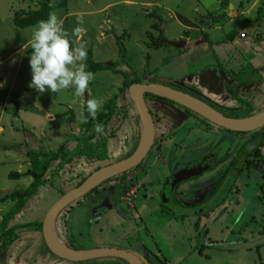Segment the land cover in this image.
Masks as SVG:
<instances>
[{"label":"rangeland","instance_id":"374dc122","mask_svg":"<svg viewBox=\"0 0 264 264\" xmlns=\"http://www.w3.org/2000/svg\"><path fill=\"white\" fill-rule=\"evenodd\" d=\"M50 6L52 12L63 20V28L69 33V39L74 45L84 42L92 53L93 62L115 67L122 73L114 74L109 70L95 73V78L89 83L88 90L81 97L74 94V87L58 93L48 90L44 93L37 92L29 87L31 54H26V51L31 48L33 30L36 26L20 29L12 22L15 15L35 10L37 0H0V85H3L0 87V198L13 192H22L30 185L31 178L29 177L10 179L8 175L11 172L23 173L28 168L24 152L26 149L35 147L30 145L31 138L41 141L40 147L45 151L56 152L64 142L65 136H70V133L73 135L72 129L77 134L83 125L77 117L80 112H83L85 101L89 98L102 99L104 105L118 95L124 79L123 73L127 76L126 78L134 77L142 83L147 73L159 68L158 72L162 71V78L153 79L168 85L170 82L164 80L165 73L177 65L179 70L183 69L179 62L166 67V62L170 61L171 57L163 62V57L168 56L166 55L168 52L171 55L176 52L174 48L165 45L155 53H151L146 48V32H152L154 38L157 39V32L151 30L152 25L159 27L162 33L160 41L163 38L169 42H175L179 35L184 37L187 34L193 38L196 34L191 29L200 28L203 22L204 31L210 36V40L220 41L223 34L231 30L236 31L238 27L245 34L253 33L256 39H264V14L258 20L260 22L257 21V11L260 9V12H264V0H50ZM80 14H83L82 25L77 24V16ZM208 14L212 16L210 17L213 18V23L205 21ZM78 26L83 27L84 31L75 34L74 29ZM200 35L198 39H191L193 44L202 42L204 37ZM149 57H151V64L148 68L146 64ZM199 57L200 52H197L189 60L186 57L185 61L188 60L187 65H191L197 62ZM124 65L127 71L121 70ZM244 68L246 70L248 67L245 65ZM204 74L205 72L200 77H192V80L199 82ZM183 92L188 93L184 90ZM15 104L18 108L17 116H14L12 111ZM102 113L101 108L97 116ZM159 113L162 111L159 110ZM71 119L72 124L69 125ZM93 122L94 128L95 120ZM93 128L88 135L95 132ZM193 128L195 130L198 127ZM214 132L209 134L204 130H199V133L190 132L189 137L194 134L202 136L197 142L198 145H194L192 149L184 148L179 152L170 153L168 164L191 165L203 160L212 147L218 148L219 146L223 148L222 150H225V147L228 149L234 147L227 138L224 142L214 143ZM192 138L198 139L195 136ZM112 141L114 146L111 147V153L113 150L115 152L108 162L122 157L124 152L130 148V144L128 145L125 139L119 144ZM244 150L247 151V148ZM234 153L232 149L230 158L228 154L227 166L229 162L231 163ZM178 154L177 162L173 156ZM163 155L150 158L146 167L150 169L147 171L156 166L145 178L146 182L162 180L160 174L165 175L163 171L167 168V165H164L167 163V158ZM122 159L119 158L115 162ZM157 160L162 163L156 162ZM233 161V165L236 168L239 167V163L236 164L237 159ZM225 163H220L215 170L224 169ZM96 165V162L88 158L75 159L65 165L53 183L44 186L41 192L31 200L29 207L22 213L23 215L17 216V222L13 220L12 224L42 222L51 205L62 194L75 188L81 178L91 174ZM54 166L49 170L47 177ZM214 172V170L204 172L201 178L195 181V185H203L201 183L206 181L211 182ZM233 172L231 170L220 183H217L215 192L206 198L202 205L195 206L198 207L197 211L202 210L201 212L207 216L199 225L197 219L200 217L193 215V208L190 211L172 202L161 206L156 196L159 185L153 184L148 185L155 192L153 200H146L143 193H139L133 201L131 200L136 208L132 212L135 214L132 217V213L128 212L129 207L126 208L120 200V202L113 201L115 198H122L126 190L135 188L138 180L136 177V182L129 183L131 186L129 188H122L118 185L106 190L101 196L92 197L99 196L96 202H106L107 207L101 205L97 207L95 203L91 204L86 201L61 211L57 219L59 234L65 240L67 239L76 250L121 249L129 244L130 251H137L136 244L141 242L147 248L146 251H151L153 259L157 257L160 260V264L163 259L168 264H204V262L216 264V261H204L202 257H196V255L189 258V254L194 251L195 247L200 246V242L196 239V227L199 226L203 232L207 231L213 242L220 243L216 244L218 246L216 247L223 250L226 249L223 248L224 246H235L240 239H243L246 244L247 242L251 244L257 239L258 232L264 231V200L259 199L264 195V174L261 177L264 172L250 170L246 175L241 174L236 180H234ZM111 203L116 206L115 209L120 210L121 214L126 212L127 218L121 215L114 216L111 213L99 218L96 210L102 213L103 209L108 210ZM131 206H133L132 203ZM12 207L13 203L10 201L0 203V221ZM94 207H96L95 211L92 210ZM138 211L140 213H136ZM230 211L240 213V215L234 216L232 215L234 213L229 214ZM164 212L168 216L164 215ZM251 216L254 220H250ZM134 220L138 225L137 232H134L136 229L133 224ZM122 229L125 234L120 232ZM41 239V234L37 233L21 235L3 257L4 264H41V262L48 264L52 261L56 263L58 259L53 258L47 252ZM211 246L203 248L204 255L210 258L215 253H220L218 250L215 251L214 245ZM254 247L250 251L239 250L227 253L223 251L224 257L231 258L230 262H221V260L219 262L220 264H233L232 259L241 257L239 260L245 258L256 263L260 256V263L264 264V246L259 252ZM139 253L137 254L140 257ZM108 260L81 263L62 262L60 264H99Z\"/></svg>","mask_w":264,"mask_h":264},{"label":"flooded vegetation","instance_id":"af4514ba","mask_svg":"<svg viewBox=\"0 0 264 264\" xmlns=\"http://www.w3.org/2000/svg\"><path fill=\"white\" fill-rule=\"evenodd\" d=\"M244 67L245 66L243 65L242 70L246 72L248 80L252 81V82L248 83L245 87H248V85H250V86H252L251 88H253L255 83L258 82V81H255L256 78L259 76L257 69H252V68L248 69L247 68L245 70ZM252 76L254 77L253 79H251ZM200 82H203V77L200 79ZM191 88L188 87L189 91H187L188 93H185V92H183V89H180L178 86L175 87V89H177V90H179L185 94L191 95L194 98H196V97L193 96V93H196V94L202 93L205 95V92H203L202 90H198V84L196 86H191ZM224 88H225V91L227 92V86L226 85ZM189 93H191V94H189ZM229 96L232 99V96L230 94H229ZM237 98H239V97L237 96ZM238 100H240V99H238ZM149 102L150 103L152 102V104H149ZM212 102L220 105V103H217L214 100ZM123 104L124 103H122V105ZM238 104H239V102H238ZM163 105H170L176 111H180V112H182V114L184 116H186V118L183 122L181 120L182 124H180V126L178 128H175L173 130V127L175 126V124H173L172 127H170V128H166L167 126L165 125V129H167V130H165V129L163 130L161 128L163 121L167 122V121H165L167 119L166 117L160 116L162 113H160V115H159V110L163 108ZM146 106L149 110V113H150V116H151V119L153 122L154 140H153V145L151 146V148H150L148 154L146 155L145 159L139 165L134 167L133 169H130L127 172H124L120 175H117L113 178L106 180L104 183L100 184L98 187H96L94 189V190L98 189V191L95 194L89 195L92 191H94V190H92L87 195H85L84 197L79 199L80 200L79 203L88 201L91 204L95 203L97 205V207H99L100 205L107 207L108 204L106 202H96V201H98V200H96V198L103 195L104 194L103 192H105L106 190H109L111 188H115L118 185L121 186L122 188L131 187V186H129V183H131L132 181L136 182L135 178L137 177L138 180L136 182L135 188L130 189V190L129 189L126 190L123 193L122 198H115L113 201V202H117V201L120 202L121 201L126 208L129 207L130 208L128 210V212H130L129 214H131L133 212V210L136 209L134 206V203L132 201L134 200L135 196L138 195L139 193H143L144 198L146 200H153L154 199L153 194L155 192H153L148 186L149 184H150V186H152L151 184H153V185H159V191H157L156 196L159 198V200L161 202V206L164 204H167L168 202H172V204H177L180 207L187 209V210L190 209V211L193 208L194 209L193 215L194 216H196V215L200 216V213H202L201 212L202 210L197 211L196 208H198V207H195V206L202 205L205 202L206 198H208L210 195L212 196L213 192H215V189L217 187V183H220V181L223 178H225L231 172V170L234 171L233 172L234 180L239 178L241 174L246 175V173L250 170H253L256 172H261V173L264 172V167H263L264 166V156H261V153H260L261 144L256 142L260 136L259 132L242 134V133H231V132L224 131V130H216V128L209 126L208 123L200 121L198 119V117L192 111H190L184 107H181L180 105L175 104V103H170V102L165 101V100L155 99L152 96L146 97ZM149 106L155 107L156 110L150 108ZM208 106H210L212 109L216 110L217 112L221 113L225 117L231 118V119H237L241 113H244L248 110L247 107L243 106V105H241L240 109H238V110H234L231 107H226V106L224 107L222 105H220V106H222L224 108H222V107L217 108V107L212 106V105H208ZM109 124H110V127L108 126ZM112 125H114V121L111 118L109 123L106 125L105 131L102 134H99V136H105L106 135L105 137L107 138V141L115 140L117 137L116 134H118L120 132V128H119L120 125L116 129L111 128ZM191 126H193V127L197 126L198 128L194 130V128L193 127L191 128ZM198 129L200 131H203V130H204V132L206 131L207 134L215 131L214 135H213L214 136V143L215 142L217 143L218 141L224 142V140H226V138H227L232 142L231 144L234 147H231V149H228V147H225V144H224L225 150H222L223 148H219V146H218V148L212 147L211 150L209 151L208 155L205 156V158L203 160H199L198 162L191 164V165H187L186 163L179 165V166H178V164H171V163L168 164V161L170 160L169 159L170 153L179 152L180 150H183L184 148L192 149L194 147V145H198L197 142L202 138V136H199L198 134H194V135H191V137H189L191 134L190 132H192V131L195 133H199ZM108 131H109V133H108ZM120 136L122 139L120 143H122V141H124V139H125L126 142L128 141V145L130 144V148L124 152V155L122 154L123 155L122 157H117L116 159L108 162V160L111 159L112 156H114L115 151L113 150V153H111L107 149L106 150L107 158L105 160L98 161V160L90 159L91 161L97 163L95 170L91 174H89L88 176H86L84 178L80 177L81 179L79 180V182L82 179H84V181H85L94 172L98 171L101 168L108 167L110 165L118 163V162H115V160H117L119 158H123L122 160L128 158L135 151L137 143H138V137H135V135H132V136L130 135L131 137L129 138V137H126V136H128L127 134H125L124 136H122V135H120ZM157 136H158V138H157ZM194 136L197 137L198 139L192 138ZM231 138H233V139H231ZM235 147H237V149ZM245 148H247V151L244 150ZM232 149L235 151V153H234L235 155L233 156L231 163L229 162L230 164L228 163V166H227V159H229L231 157L230 151H232ZM256 149L258 150L257 153L255 152ZM243 150H244V152H243ZM228 154H229V158H228ZM257 154H258V156H257ZM159 155L166 156V158H167V163L164 164L165 166L167 165L166 166L167 168H166V170L163 171V172H165V175H163L162 173L160 174V176L162 177V180L159 182H157V181L152 182V180L146 182L145 178H147L148 175L151 174V171L156 166L155 165L152 168V170L147 171V169H150V168H146L150 162V158L154 157V156L159 157ZM173 157L178 162L179 154L177 156H173ZM235 159H237L236 164L239 163V167H237V168H236V166L233 165L234 164L233 160H235ZM159 160H157L156 162L162 163V162H159ZM121 161H119V162H121ZM220 163L221 164L225 163L224 169H219V171L215 170V168H217V166ZM209 164L211 165V168L209 171H211V172L213 170L215 171L213 178H212L213 183H211L212 180L209 183L206 181L205 183H201L203 185H198V186H195L194 188H192V183L195 180L200 179L204 172L201 173L199 176L194 177V179H191L189 176L197 173L200 169H203V168L205 169V168L209 167L210 166ZM157 166H158V164H157ZM205 172H207V171H205ZM143 173H144V176H142ZM263 174L264 173L261 174V177L263 176ZM185 177H186V179H184ZM177 179H182L184 181L182 183H178ZM167 180H168V185H166ZM173 180L177 181V183L174 182ZM173 184H174V188L170 191V186H173ZM76 185H75V188L78 187ZM181 185H184V186H181ZM195 190H197V191L194 193ZM162 191L164 194H162ZM169 192H171V196L170 195L168 196ZM64 194H62L61 196H63ZM95 195H99V196H97L96 198L95 197L92 198ZM127 195H129V197H127ZM86 196H88V197H86ZM131 196H133V197L131 198ZM259 199L264 200V198H261V197H259ZM199 200H202V201L197 203ZM130 202L132 203L133 206H131ZM76 204H78V203H76ZM76 204H74V205H76ZM238 205H240V204H238ZM115 207L116 206H114L111 203V205L108 207V210H107V208L103 209L102 213L99 212V210H96L97 216H99V218H101V217H105V216H107V214L111 213L114 216L116 215L119 217L121 215V216L127 218L126 212L124 214H121L120 210L117 208L115 209ZM67 208L68 207L64 208L63 210H66ZM95 208L96 207H94L92 210L95 211ZM217 208H218V204H217ZM136 213H140V211H138ZM168 213H170V212H168ZM60 215H61V212L56 216L55 223H54L56 235L59 238V240L60 241L62 240L64 243H66L70 249L76 250L75 248L72 247V245L69 243V241L67 239L65 240V238L60 237V234H58L59 230H58V226H57V219L59 218ZM131 215L133 217V215H135V214L132 213ZM107 219L108 218L106 217V220ZM107 221H109V220H107ZM42 222H36L35 221V222H25V223H40L41 228H42ZM21 224H23V223H21ZM133 224H135L134 226L136 227L134 232H137V230H138L137 226L138 225L135 222V220L133 221ZM122 231H123V229L120 232L122 234H125V232H122ZM19 239H20V237L18 238V240ZM41 242H43V239H41ZM42 244L45 247V249L47 250V252H49L48 249L46 248L44 242ZM126 247L125 248L123 247V248L118 249V250H123V251H126L128 253L135 255L137 258L140 259V261L143 264H156L153 261L152 256H150L149 251H146L147 248L145 247V245L143 243L138 242L136 244L137 251H134V250L130 251L128 249L129 244H126ZM114 249H116V248H114ZM139 251L141 253H139ZM6 253L7 252L3 253V255ZM137 253H139L140 257L138 256ZM49 254L52 255L50 252H49ZM52 256H53V258L58 259L56 264L66 262V261H63L62 259L57 258L54 255H52ZM144 258L145 259L151 258V261L149 262V260L148 261L144 260ZM112 260H114V259H109L107 262L99 263V264H125L124 262L119 261V260H115L118 263H116L115 261H112ZM2 264H4V263L2 262ZM41 264H42V262H41Z\"/></svg>","mask_w":264,"mask_h":264},{"label":"crops","instance_id":"0c3cea01","mask_svg":"<svg viewBox=\"0 0 264 264\" xmlns=\"http://www.w3.org/2000/svg\"><path fill=\"white\" fill-rule=\"evenodd\" d=\"M263 14H264V12H262L261 17L263 16ZM210 16L211 15L208 14L205 17V21L207 23L208 22L213 23L212 22L213 20H209V18H208ZM261 17H260V19H261ZM257 21H258V19H257ZM258 22H260V21H258ZM204 28L205 27H204V22H203V24L200 26V28L195 27V29H191V31L194 32V34H196L195 37H193V38L198 39L200 34H201L200 35L201 37H204L203 38L204 40H202V42H200V43L193 44L192 40H191L193 38L189 37L187 33H184L185 35L187 34L184 37H181L180 35L178 36V38L175 42H179V41L185 42V47L183 49H175L176 52L172 55L170 54V52H168L166 54L168 56L163 57L164 58L163 62L168 57H171V58H169L170 61L166 62L165 66L166 67L171 66L172 64L176 65L179 62V64L183 66V69L179 70L177 68L178 65L175 66L174 68L170 69L169 72L165 73L164 80L169 81V82H178L187 88L188 87L191 88V86H196L198 84V90H202L203 92H205V95H208L209 98H211L210 100H214L215 102L220 103V105H222L224 107L225 106L231 107L234 110H238V109H240L241 105L246 106L248 110L244 113H241L239 115V117L237 118V120H242V119L244 120V119L252 118L254 115L263 112L264 111V39L263 40L256 39L255 34H253V33L245 34L238 27L236 29V31L231 30V31L223 34L222 39L220 41H214V40H210V36H208L205 33ZM153 32H157V31H153ZM146 33H148V32H146ZM150 33H151L152 38L155 39L154 36L152 35V32H150ZM156 34H157V38H158V36H159L158 32ZM241 35H245L244 38H242ZM227 36L229 37V39H227ZM162 40H165V39L162 38ZM166 41H168V40H166ZM188 45H191V47H189ZM145 46L151 53H155V52L161 50L162 47L165 45H163L162 47H159L157 49H152L149 47L150 41L147 38ZM197 52H200V57H199L198 61L195 62L194 64L187 65L188 60L193 58ZM186 57H188L187 61H185ZM150 64H151V57H149V59H148V63H147L148 68L150 67ZM243 65L244 66L246 65L248 67V69H251V68L257 69L259 76L256 78L255 81H258V82L255 83L253 88H251L252 86L245 87L248 83H250L252 81L248 80L246 72L242 70ZM209 69L211 71H209ZM158 70H159V68H156V69H154V72L148 73L147 76H145L143 82L138 83V84H157V85H162V86L165 85L164 83H160V82L155 81L153 79L155 77L156 78H162V75H161L162 71L158 72ZM204 70H206V71H205V74L203 76V82H200V81L197 82L198 80L195 82L194 80H192V77H195L197 73H201ZM150 71H151V69H150ZM154 73L156 75H154ZM121 85H122V83H121ZM225 85L227 86V92L225 91V88H224ZM229 94L232 96V99L229 96ZM237 96L239 98H237ZM238 99H240V100H238ZM238 102H239V104H238ZM127 103L131 104V107H132V109H129L127 112H125V110L123 109L124 104L120 105L118 102L116 104L117 110H115L114 115L112 116V120L114 121V125H112L111 128L116 129L120 125V127H119L120 132L118 134H116L117 137L114 140V142H116L115 144H119L121 142V140H122L121 136H120L121 134L127 133L128 136H126V137H129V138L132 135H135V137H138V143L136 146V148H137L138 144H139V139L141 137L142 125L140 123V119H139L138 115L136 114L135 108L133 107V103H132L130 98H128ZM149 104H150V102H149ZM151 104H152V102H151ZM149 107L156 110L155 107H153V106H149ZM162 109L164 111H167L168 113H170L169 111H171L168 108H162ZM162 109H160V110H162ZM124 115L126 117H124ZM159 115H160V113H159ZM165 115L167 116V119L165 120L167 122L163 121V123L161 125V128L163 130L165 129V125L167 126L166 128H170V127H172L173 124H175V123H177V121H179V117H177L175 114H172L173 116H171V117H169L167 114H165ZM110 124L108 125L109 127H110ZM165 130H167V129H165ZM81 132L82 131L80 128V131L78 134H80ZM72 133H75L74 129H72ZM108 133H109V131H108ZM70 136H72L71 133H70ZM87 136H88V134L86 135V137ZM105 136H99L98 135L93 139V142H96L99 139V137L106 138ZM122 136H124V135H122ZM68 138H69V135H66L64 138V142L57 149H59L63 145H65L66 148L74 149L76 147V144L67 143ZM157 138H158V136H157ZM29 142L31 143L30 144L31 146H35V147L30 148V149H26V152L32 151V150H35V151L39 150L41 141L39 142V140H37L35 138H31V140ZM30 145H28V146H30ZM106 146H107V149L109 150V152H111V147L113 146V141L112 140L106 141ZM26 152H24L25 156H26ZM84 158L85 157H81L80 159H84ZM77 159H79V158H77ZM53 165L56 166L57 163L53 164ZM26 166L28 167L27 169H29V164L27 161H26ZM55 166H54V168H55ZM57 177H55V179ZM46 179H48L47 176H46ZM245 186H247V184H245ZM230 213H234V212L230 211L229 214ZM164 215L168 216L167 214H165V212H164ZM232 215H234V216L238 215L239 216L240 213H234ZM199 217L200 218L197 219L198 225L201 224L206 219L207 216L202 212V213H200ZM250 220H254L252 216H251ZM196 228H197L196 239H197V241L200 242V246L195 247L194 251H192V253L189 254V258L191 256L196 255V257H202L204 259V261H208V262L216 261V264H218V263L220 264L219 260H221V262L227 261L229 263L231 258L224 257V254H222L223 251L226 253L227 252H237L239 250L250 251V249L255 246L254 247L255 250L257 252H259V250L261 248H263L262 246H264V239H263L264 238V231H259L257 239L253 240V242L251 244L249 242H247V244H246V242L243 239H240L237 241V244L235 246H231V247L224 246L223 248H226L225 250H223L222 248L218 249L217 248L218 246L216 244H218L219 242L218 243L213 242L211 240V238H209L210 234L207 233V231L203 232V230H201L199 228V226ZM237 229H238V227H237ZM23 234H27V233H23ZM23 234H21V235H23ZM30 234H32V233H30ZM211 245H214L215 251L218 250L220 252V253H215V255L212 258L205 256L206 254L204 255V253H203V251H204L203 248H209V246H211ZM211 247H213V246H211ZM149 253H150V256L153 257V254L151 253V251H149ZM179 253H181V252H179ZM3 257H5V254L0 257L1 263L2 262L4 263ZM239 258H241V257H238L236 259H232L233 264H238L239 262H242L241 264H261L260 263V261H261L260 256H258L256 263L250 262L245 258H242L241 260H239ZM146 260L147 261L149 260V262H150L151 258H148V259L146 258ZM153 261L156 264H160L159 263L160 260H158L157 257H154ZM195 262H196V260L194 261V263ZM42 264H46V263L44 262ZM48 264H56V263L52 261L51 263H48ZM161 264H168V263L165 261V259H163V260H161ZM204 264H206V262H204Z\"/></svg>","mask_w":264,"mask_h":264},{"label":"water","instance_id":"95a60500","mask_svg":"<svg viewBox=\"0 0 264 264\" xmlns=\"http://www.w3.org/2000/svg\"><path fill=\"white\" fill-rule=\"evenodd\" d=\"M160 45H166L174 49H183L185 47V42H168L166 40H161ZM188 46L191 47V45ZM209 71L211 70L209 69ZM203 72L197 73L196 76L200 77ZM253 78L254 77L252 76L251 79ZM176 86L185 91H189L187 87L178 82H170L169 85L163 86L157 84H134L128 88L127 92L124 93L125 99H131L133 107L135 108L136 114L138 115L140 123L142 125V132L138 147L128 158L122 160L121 162L101 168L98 171L94 172L81 185L65 193L49 208L43 219L41 232L37 234H41L46 248L52 255L69 263L114 259L120 260L125 264H143L135 255L114 248H96L91 250L70 249L69 247L64 245L57 237L54 223L56 216L68 205L81 199L96 187H98L100 184L104 183L106 180L127 172L130 169H133L145 159L151 146L153 145L154 140L153 122L145 103L147 96L157 97L170 103L178 104L181 107L192 111L200 121L208 123L209 126L216 128V130H224L231 133L242 134L259 132L260 136L258 138V143L261 144L260 153L261 156H264V111L254 115L252 118L244 120L227 118L208 106L212 105L217 108L222 107L219 104L212 102L213 100H210L211 98H209L208 95H204L202 93H193V95L197 98L196 99L191 95L185 94L175 89ZM248 87H250V85H248ZM163 108H168L171 111H169L170 113H168L167 111H164L162 109V114L160 116L167 118L165 114H167L169 117L173 116L172 114H175L177 117H179V121L175 123L173 130L175 128H178L186 118V116H184L182 112L176 111L170 105H163ZM210 168L211 165L205 169H200L197 173L190 175L189 177L191 179H194V177L199 176L201 173L207 170H210ZM184 179H186V177ZM173 181L176 183L177 181L178 183H182L184 180L177 179V181ZM195 181L192 183V188L196 186ZM166 185H168V180ZM173 188L174 184L173 186H170V191ZM162 194H164L163 191ZM169 195L171 196V192H169L168 196ZM31 200L24 205L17 216L20 217L23 215L22 213L29 207V203L31 202ZM200 201L202 200H199L198 203Z\"/></svg>","mask_w":264,"mask_h":264},{"label":"trees","instance_id":"16d2710c","mask_svg":"<svg viewBox=\"0 0 264 264\" xmlns=\"http://www.w3.org/2000/svg\"><path fill=\"white\" fill-rule=\"evenodd\" d=\"M52 12V8L50 6V0H37V7L33 11H28L22 14L15 15L12 19L13 25L20 29H26L30 27H34L38 24L40 20H47L49 13ZM262 12L260 9L257 11V19L260 20ZM209 20L213 18L208 17ZM151 30L159 32V36L157 39H153L151 33L148 32L146 34L148 40L150 41V48L157 49L162 47L160 45V38L162 37V33L157 25H152ZM227 39L229 37L227 36ZM73 46H76L73 44ZM31 48L26 51V54H31ZM87 65V70L93 72L94 74L100 71L109 70L114 74L122 73L119 69H115V67H108L99 63H95L92 60V53L89 49H87V60L85 61ZM123 65V64H122ZM147 67V64H146ZM115 69V70H114ZM123 71L126 70V66L124 65L121 68ZM146 73V71H145ZM148 74V73H147ZM146 74V76H147ZM123 81L118 92V95L110 99L107 103L102 106L103 113L99 114L95 120V123L99 122L105 125L109 123L110 119L114 115L115 110H117V102L121 105L124 103L123 109L127 112L129 109H132L131 104L127 103L128 98L125 99L124 93L127 92L128 88L134 84H138L139 82L133 78H126L127 76L123 73ZM150 97V96H147ZM153 97V96H152ZM155 99L162 100L157 97H153ZM86 102V101H85ZM120 108V107H119ZM13 115L17 116V105L12 108ZM83 112L87 115L86 104L84 103ZM117 117V116H116ZM124 117H126L124 115ZM72 119L69 122V125L72 124ZM93 119L89 118L86 124L81 126V133L69 136L67 143H74L76 147L74 149L66 148L65 145L61 146L57 149L56 152H47L42 147L39 148L38 151L32 150L26 152L27 162L29 164V169H27L23 173L11 172L8 177L10 179H20L22 177L31 178V183L22 192H13L9 195H5L0 198V203H4L6 201H10L13 203V207L10 211L5 214L0 222V257L3 253L7 252L11 245L18 240L19 236L23 233H40L41 232V224L40 223H23V224H12L13 220H16V216L20 213L24 205L29 202L34 196H36L47 184L50 185L55 177L58 176L59 172L64 168L65 165L71 163L76 158L85 157L92 160L102 161L107 158L106 150V138L99 137L96 142H93V139L98 136L96 132L86 135L93 128ZM80 131V130H79ZM257 149L255 152L257 153ZM259 154V153H258ZM257 154V156H258ZM256 156V157H257ZM54 163H57L55 168L51 171L46 179V176L51 170V167ZM84 179L77 183L76 186H79ZM264 186V185H263ZM264 190V189H263ZM98 189L92 191L89 195L95 194ZM88 195V196H89ZM86 196V197H88ZM264 198V195L262 196ZM80 200L75 201L71 205L73 206L76 203H79ZM58 233V232H57ZM59 234V233H58ZM61 237V236H60ZM61 242L67 246L62 240ZM68 247V246H67ZM120 261V260H119ZM0 264L1 261H0Z\"/></svg>","mask_w":264,"mask_h":264},{"label":"clouds","instance_id":"9594fccd","mask_svg":"<svg viewBox=\"0 0 264 264\" xmlns=\"http://www.w3.org/2000/svg\"><path fill=\"white\" fill-rule=\"evenodd\" d=\"M77 24H83V14L77 16ZM84 31L76 27L75 34ZM31 55L29 59L31 82L29 87L39 93L46 90L58 93L74 87L75 95L84 96L89 83L95 78L94 73L87 70V46L80 42L73 46L69 33L63 28V20L55 12H50L47 20H40L33 30L31 39ZM3 85H0L2 87ZM104 101L89 98L86 101V111L78 114V120L86 124L89 118L96 120L97 113ZM93 130L99 135L105 131V125L97 122Z\"/></svg>","mask_w":264,"mask_h":264},{"label":"built area","instance_id":"2783aa9c","mask_svg":"<svg viewBox=\"0 0 264 264\" xmlns=\"http://www.w3.org/2000/svg\"><path fill=\"white\" fill-rule=\"evenodd\" d=\"M245 35H241L242 38H244ZM127 197H129V195H127Z\"/></svg>","mask_w":264,"mask_h":264}]
</instances>
